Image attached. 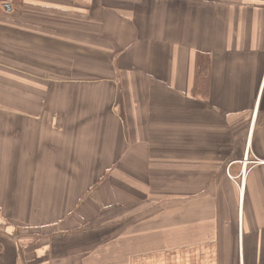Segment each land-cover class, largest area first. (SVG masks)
Here are the masks:
<instances>
[{
    "label": "crops",
    "instance_id": "obj_1",
    "mask_svg": "<svg viewBox=\"0 0 264 264\" xmlns=\"http://www.w3.org/2000/svg\"><path fill=\"white\" fill-rule=\"evenodd\" d=\"M0 10V264H264V0Z\"/></svg>",
    "mask_w": 264,
    "mask_h": 264
},
{
    "label": "rangeland",
    "instance_id": "obj_2",
    "mask_svg": "<svg viewBox=\"0 0 264 264\" xmlns=\"http://www.w3.org/2000/svg\"><path fill=\"white\" fill-rule=\"evenodd\" d=\"M4 3H9L10 6H17L18 1L17 0H0V10L3 9Z\"/></svg>",
    "mask_w": 264,
    "mask_h": 264
}]
</instances>
